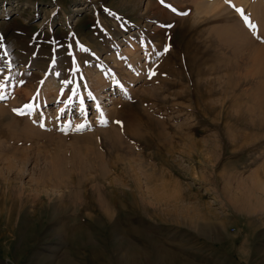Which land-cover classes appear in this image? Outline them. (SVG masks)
Wrapping results in <instances>:
<instances>
[{"label":"rangeland","instance_id":"1","mask_svg":"<svg viewBox=\"0 0 264 264\" xmlns=\"http://www.w3.org/2000/svg\"><path fill=\"white\" fill-rule=\"evenodd\" d=\"M0 94V264H264V0H0Z\"/></svg>","mask_w":264,"mask_h":264},{"label":"bare ground","instance_id":"2","mask_svg":"<svg viewBox=\"0 0 264 264\" xmlns=\"http://www.w3.org/2000/svg\"><path fill=\"white\" fill-rule=\"evenodd\" d=\"M215 1H219V0H215ZM220 1H223V0H220ZM234 1H236V2H241L242 0H234ZM202 3V2H201ZM205 4V3H204ZM209 4V3H208ZM209 8V10H211L212 9V11L213 10H218V9H222V11H224V12H227L228 10H227V8H225L224 6H222L221 4H214V5H211L210 7H208ZM201 9V8H200ZM207 9V8H206ZM235 28V27H234ZM234 28H232V29H234ZM228 29H230V28H228ZM227 29V30H228ZM231 29V30H232ZM237 31V30H236ZM232 32V31H231ZM132 43V42H131ZM132 46H133V48H130V49H127V51L125 52V57L126 58H129V62L127 63L129 66L130 65H132L133 64V62H137V61H139V57H140V52H139V46L137 45V44H132ZM146 46L147 45H145L144 46V50L146 51ZM149 49V48H148ZM141 58V57H140ZM125 62V61H124ZM122 64H123V62H122ZM102 85V84H101ZM101 85H99L100 86V88H101ZM99 89V88H98ZM98 93V96H100L99 95V92H97ZM115 100V99H114ZM46 101V100H45ZM64 108V105H62L61 106V109H63ZM250 194V193H249ZM247 195V194H246ZM247 197V196H246ZM248 201V200H247ZM251 201V200H250ZM244 202V201H243ZM71 236H73V238L75 237V238H79V239H81L83 236L82 235H79L78 233H76L75 231L73 232V235H71ZM92 236V234H88L87 236H85V240H88L90 237ZM63 254V253H62ZM67 254V253H66ZM65 255V254H64ZM63 255V256H64ZM66 256V255H65ZM62 260H63V258H61ZM66 260V259H65ZM68 260V259H67ZM60 262V261H59ZM62 263V262H61ZM67 264V263H66ZM71 264V263H70Z\"/></svg>","mask_w":264,"mask_h":264},{"label":"snow or ice","instance_id":"3","mask_svg":"<svg viewBox=\"0 0 264 264\" xmlns=\"http://www.w3.org/2000/svg\"><path fill=\"white\" fill-rule=\"evenodd\" d=\"M228 2H229V0H225V3H228ZM173 11L175 12L177 10L176 9H173ZM236 11L237 12H240L241 15L243 16V11L241 9H236ZM177 14H179V15H187L186 12H178ZM243 18L245 19L246 22H249L248 21V18L246 16H244ZM167 50L168 49L166 48L165 51H167ZM154 74L155 73H150L149 75L151 76V75H154ZM41 83H43V82H41ZM65 83H71V82L70 81H65ZM85 87H86V85H85ZM89 98L90 99H93V100L95 99V97L91 96V93H89ZM4 99H6V97L3 94H0V100H4ZM81 103H83L82 100H81ZM25 107L31 109L32 108V105H26ZM96 107H97V109H99L100 106L99 105H96ZM15 111H17L18 114H20V115H25L26 114L25 112L20 111V110H15ZM100 115H101V117H103V112L102 111L100 112ZM117 123H120V122H117ZM81 127H86V126H81Z\"/></svg>","mask_w":264,"mask_h":264}]
</instances>
